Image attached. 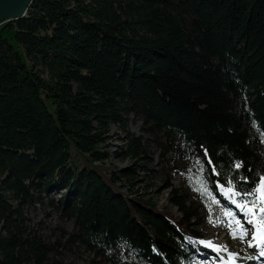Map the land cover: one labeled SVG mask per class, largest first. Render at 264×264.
I'll return each instance as SVG.
<instances>
[{
    "label": "trees",
    "instance_id": "trees-1",
    "mask_svg": "<svg viewBox=\"0 0 264 264\" xmlns=\"http://www.w3.org/2000/svg\"><path fill=\"white\" fill-rule=\"evenodd\" d=\"M130 113L170 170L183 155L201 162L205 185L253 190L264 177V0H31L0 22V264H60L66 242L109 264L195 260L186 193L170 185L175 215L122 184L132 167L102 162L109 123ZM126 140L122 157L144 154L140 135ZM42 190L61 192L50 202L74 219L67 236L51 240L22 214Z\"/></svg>",
    "mask_w": 264,
    "mask_h": 264
},
{
    "label": "rangeland",
    "instance_id": "rangeland-1",
    "mask_svg": "<svg viewBox=\"0 0 264 264\" xmlns=\"http://www.w3.org/2000/svg\"><path fill=\"white\" fill-rule=\"evenodd\" d=\"M43 74L47 75V72L43 71ZM142 126L140 118L132 113L125 115L121 125L115 122L109 123V131L103 147L108 156L102 162L105 164L112 163L115 171L118 172L129 168V166L132 167L135 179L129 183L128 180L121 178L122 184H126V187L133 194L149 198L160 207L168 206L175 215L180 216V212L171 203L170 189L173 186V188L186 193L192 202L193 210H196L197 213V216L191 219L189 227L201 234L198 239L187 238L193 249L191 258L195 257V260L190 259L189 264H263L254 257L255 248L249 247L248 242L252 237V226L245 223V217L241 210L232 202V197L225 194L229 187L218 184L212 188L200 182L201 168L199 166L201 162L183 155L179 156L177 160L182 168L170 170V165H163L162 160L159 159L165 158L166 155L161 156V149L155 140L156 136L143 129ZM128 130L140 135L141 142L145 147L144 154L138 158L120 155L121 150L127 146ZM194 181L200 190L191 187V182ZM60 193L58 190L50 192L42 190L39 191V196H41L38 198L39 200L34 198L31 203H24L20 206L23 209L22 214L27 218L30 226L39 232L46 233L51 240L58 236H67L74 229V219L67 216L62 208H57L53 202H50L51 198L56 200ZM240 198L239 196L235 197L237 202L240 201ZM13 202L16 203V200L13 199ZM227 212L234 213V216L225 215ZM235 219L240 220L244 227L249 229L244 240L233 238L231 235L233 229L228 225ZM61 238L62 241L65 240V237ZM220 240H227L229 245L240 248L243 255L241 257L235 256L227 245H225L227 251L218 253L212 248V252H210L204 247L205 244L200 243V241L214 243ZM59 252L63 255L61 258L58 257L57 252L54 253V256L60 264H109L78 242H66L64 248H59ZM205 253H209V257H205L203 255ZM206 258L207 261L204 260Z\"/></svg>",
    "mask_w": 264,
    "mask_h": 264
},
{
    "label": "snow or ice",
    "instance_id": "snow-or-ice-1",
    "mask_svg": "<svg viewBox=\"0 0 264 264\" xmlns=\"http://www.w3.org/2000/svg\"><path fill=\"white\" fill-rule=\"evenodd\" d=\"M237 167H240V165H237ZM225 194L232 197V202L235 203L243 213L245 223L252 226V237L248 242L249 247L264 248V178L258 182V185L253 190L247 191L243 195H241L240 192L235 191L233 187H229ZM237 196L241 197L239 202L235 199ZM225 215L234 216V213L227 212ZM233 225H235V227H233ZM228 227L233 229L231 232L233 238L244 240L248 235L249 229H246L244 224H242L238 219L233 220ZM200 243L213 248V250L218 253L221 251H227L226 246L218 247L210 241H200ZM260 254L264 255V251ZM231 259L232 257L230 255V261Z\"/></svg>",
    "mask_w": 264,
    "mask_h": 264
},
{
    "label": "water",
    "instance_id": "water-1",
    "mask_svg": "<svg viewBox=\"0 0 264 264\" xmlns=\"http://www.w3.org/2000/svg\"><path fill=\"white\" fill-rule=\"evenodd\" d=\"M31 0H0V22L25 16Z\"/></svg>",
    "mask_w": 264,
    "mask_h": 264
},
{
    "label": "bare ground",
    "instance_id": "bare-ground-1",
    "mask_svg": "<svg viewBox=\"0 0 264 264\" xmlns=\"http://www.w3.org/2000/svg\"><path fill=\"white\" fill-rule=\"evenodd\" d=\"M227 189V188H226ZM215 246H225V245H227L228 247H229V250H232V252H233V254L235 255V256H239V257H241L243 254H242V252H241V250H240V248H235V247H233L232 245H229V243H228V241L227 240H220V241H216V242H214L213 243ZM239 246H241V245H239ZM204 247H206L207 249H209L208 251H210V252H212V248H211V250H210V248L209 247H207V246H204ZM206 248H205V250H206ZM255 248V254H254V257L256 258V259H259L263 264H264V258H262V255L260 254L262 251H264V248H260V247H254ZM207 251V250H206ZM203 255H205V257H209V253H205V254H203ZM203 258H204V256H203ZM205 261H207L208 259L206 258V259H204ZM209 261H212V260H209Z\"/></svg>",
    "mask_w": 264,
    "mask_h": 264
}]
</instances>
